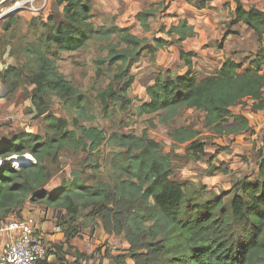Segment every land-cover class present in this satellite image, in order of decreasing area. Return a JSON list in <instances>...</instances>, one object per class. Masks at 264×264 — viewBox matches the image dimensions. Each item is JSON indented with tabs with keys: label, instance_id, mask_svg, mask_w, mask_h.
Here are the masks:
<instances>
[{
	"label": "trees",
	"instance_id": "16d2710c",
	"mask_svg": "<svg viewBox=\"0 0 264 264\" xmlns=\"http://www.w3.org/2000/svg\"><path fill=\"white\" fill-rule=\"evenodd\" d=\"M92 1L53 0L46 20L33 16L28 22L35 39L21 49L25 62L16 59L15 66L0 70L6 96L24 83L31 87L26 97L46 124L42 136L21 131L0 143V160L29 154L35 161L19 169L0 165V226L9 217L22 219L26 204L42 203L55 211L66 246L87 224L92 223L93 231L99 222L106 235L123 237L134 264H264V148L257 154L255 174L237 180L230 193L203 199L172 179L174 159H203L204 144L198 131L179 127L169 132L175 144H186L181 157L164 152L145 131L139 136L113 133L107 137L101 128L81 124L89 120L85 99L58 74L56 61L62 53L99 43L102 55L94 61L95 70L98 75L112 72V78L96 98L100 111L109 115L115 107L123 112L131 106L129 91L135 79L130 68L143 52L154 54L168 44L157 38L153 46L147 45L130 28H95ZM208 1H198L197 7L205 8ZM164 2L155 8H166ZM234 4L225 38L237 34L233 27L243 26L251 33L254 50L242 56L228 55L217 72L201 78L192 68L194 53L180 51L185 71L157 74L145 88V100L135 107L137 116H155L167 124L180 112L194 110L203 114L204 127L212 133L239 134L248 122L240 115L231 116L232 108L248 102L251 111L264 110V9H246L238 0ZM154 11L143 10L135 16L144 31H149ZM13 18L6 19L0 54L11 42ZM159 32L174 42L194 35L186 20L169 30L161 27ZM55 100L75 116L56 118L49 111ZM230 117L233 126L225 130ZM104 148L109 151L108 182L100 179L101 164L94 161ZM64 152L84 157L70 169L68 179L47 192L45 187L57 172L53 168ZM214 160L215 155L209 159L210 174L219 171ZM55 250V264H68V251L63 246ZM75 257L86 256L76 253Z\"/></svg>",
	"mask_w": 264,
	"mask_h": 264
},
{
	"label": "rangeland",
	"instance_id": "374dc122",
	"mask_svg": "<svg viewBox=\"0 0 264 264\" xmlns=\"http://www.w3.org/2000/svg\"><path fill=\"white\" fill-rule=\"evenodd\" d=\"M52 1L53 0L50 1L47 12L38 18L43 21L46 20L52 10ZM114 1L115 0L92 1L93 24L95 28H110L113 26L120 28V24L125 23L114 15L118 11L113 8V5H115ZM167 1L169 0H166V2ZM166 2H164V5ZM244 2L250 3L249 6H254L261 10L264 9V0H246ZM158 3H151L146 8V10H155L154 16L148 21L149 31H144L135 18L132 22L129 21V25L127 26V28H130L131 33L139 38L146 39L148 41L147 45L150 46H153V39L161 38L163 35L159 32V29L160 26H163L164 19L162 17L164 16H162V14L165 12L162 11L165 8H155ZM189 4H195V2L191 1ZM13 16V26L11 28L12 39L8 48L5 47L3 53L0 54V58L5 51H9V55L15 60L18 59L21 62H25L26 58L22 54L21 49L24 48L27 43L34 41L35 37L28 26L29 17H27L25 13H18ZM227 22H225V24H227ZM232 30L233 32H237V34H233V38L230 37L231 40L229 41L228 50H232V52L230 53L229 51L225 57L230 54L236 56V54L239 53H241L240 56H242L248 54L249 51L254 50L249 30L245 29L243 26L233 27ZM211 41L212 40L208 39L206 42L207 45L204 47H211ZM241 47L243 48L238 50V48ZM214 48L218 49L217 46H214ZM162 52L164 53V51ZM157 53L158 50L154 54L147 53L145 50L140 60L130 68V73L135 79L134 84L129 91V97L132 99V104L123 112H119L118 108L115 107L113 111L108 113L109 115H105L100 111L96 98L98 93L102 91L112 78V72H105L104 75H98L95 70L94 61L102 55L98 42H90L85 49L77 52L62 53L60 59L56 61V65L58 74L68 79L75 86L77 91L84 96L85 108L88 112L89 120H82L81 124L101 128L107 137L113 133L139 136L145 131L150 139H153L162 146L164 152L171 151L181 157L185 154L184 147L186 144H175L169 139L168 134L175 128H192L199 132L198 138L204 144V157L197 162L185 160L183 158H181V160L174 159L172 179L176 182L186 184L187 188L194 192L195 197L197 198L205 199L209 196L230 193L232 191V186L237 180L243 176L255 174L257 154L259 150L264 148V141L260 149L257 150L254 146L246 145V143H249L250 141L249 138H251L252 135L251 130L247 134H214L204 127L203 114L194 110L180 112L174 120L167 124L160 123L155 116H137L135 107L139 105L140 101L145 100V88L154 81L157 74H164L166 70H169L174 75L185 71L183 63L179 60V56L177 60L174 56L177 54L168 52L167 58L164 60V63L167 64V66H165V64L159 63L164 54L159 52L161 57L159 58V61H157ZM197 54L198 53L194 52L195 57ZM200 56H198V58ZM237 59L241 58L239 57ZM192 63L193 71L198 78L214 72L212 68L213 65L211 67L208 63H204L203 61L199 62V59H192ZM30 88L31 87L28 84L24 83L17 92L10 96H6L7 91L5 88L1 90L0 102H3L1 104L4 106H0V143L10 140L12 136L19 134L21 131L29 132L38 136H42L45 133L46 124L43 117L37 115V112L33 109L29 99L26 97ZM49 111L56 118L70 120L75 116L73 112L66 110L56 100L50 106ZM251 113L252 111L248 106V102H244L231 109V116L240 115L245 119L252 116ZM228 122L230 124L223 127L225 130L233 126L231 124L233 122L231 117L228 119ZM108 152V149L104 148L102 149L101 157L94 158V161L101 164L100 179L107 182L110 181L111 177V172L108 168ZM214 155L215 160L213 166L218 168L219 171L210 174L209 159ZM83 157V155L76 156L70 152H64L59 158L58 164L53 168L57 169V172L45 187V191H51L58 187L62 180L68 179L70 169L78 166L79 160ZM231 195L232 194L226 197L225 201L228 200L229 197L231 198ZM33 206L39 208L40 212L44 210L47 211V214H51V221H56V218H54V215L56 217V213L52 208H46L42 203H29V207L33 208ZM9 219L14 220L16 218L10 217ZM7 221L9 220L7 219ZM91 225L92 223L87 224L85 229L80 231V234L88 233V235L91 236L95 230L90 231ZM96 226L99 227L100 223L98 222ZM115 237L119 240V244L125 243L122 236ZM72 257L75 256L72 254ZM86 257L82 259L88 260L90 264H95L94 257ZM75 258L80 259L77 257Z\"/></svg>",
	"mask_w": 264,
	"mask_h": 264
},
{
	"label": "crops",
	"instance_id": "0c3cea01",
	"mask_svg": "<svg viewBox=\"0 0 264 264\" xmlns=\"http://www.w3.org/2000/svg\"><path fill=\"white\" fill-rule=\"evenodd\" d=\"M50 1L51 0H49V5ZM160 1L161 0H115L114 3L116 6L113 5V8L118 11L114 15H116V18L126 23L120 24V28H127L129 25L128 22H132L138 13L146 10L151 3L154 4ZM198 1L200 0H194L193 2H195V4H189L188 0H173L165 3L166 10L163 9L162 11L165 13H159L164 16L162 17L164 19L162 27L169 30L171 27H176L180 20H186L188 26L192 27L194 35L182 42H174V39L162 33L161 39L168 44L165 45L163 49L158 50L157 61H159L161 57L159 52L163 53L162 51H164V55L162 54L163 56L159 62L160 64H165V66H167L164 60L167 58L168 52L177 54L174 55L176 60L180 51L196 52L198 54L196 57L194 56L195 58L193 57V59H199V62L203 61L204 63H208L211 67L213 65L212 68L214 72H217L222 64L223 58H225L229 51L230 53L232 52V50H228V45L233 37L224 39V35L226 29L225 22L229 21L230 13L235 5L234 0H209L206 7L201 9L197 7ZM238 1L246 9L251 7L249 6L250 3L244 2L246 0ZM24 13L29 17L28 20L33 17L25 11L20 12V14ZM4 20L0 22L1 35L6 23V20L5 22ZM208 39L212 40V46L205 48L204 46L207 45L206 42ZM214 46H217L218 49H215ZM6 48H8V46ZM242 48L243 47L238 48V50ZM198 56L200 57L198 58ZM15 62L16 60L9 55V51H5L0 58V70L6 69L8 66H15ZM3 88L4 87L0 83V93ZM1 103L3 102H0V106L2 105ZM251 114L252 116L246 118L248 126L245 130L246 132L244 131L242 134H247L251 130L253 136L251 135V138H249L250 141L246 143V145L254 146V148L259 150L264 141V110L257 112L252 111ZM46 212L45 210L40 212L39 208H35V206L32 208L29 207V204H26L22 214V219L30 221L37 234L41 235L45 240L48 249L45 264L56 263L55 246H63V251H68V255L66 256V261L68 263L76 259L72 257V254L75 256L76 253H79L83 256L94 257L95 264H134L132 259L128 257V245L126 243L119 244V240L114 235H106L101 225L95 228L91 236H89L88 233H84L71 239L67 242V247L66 239L60 228L57 227L56 221H51V214H47ZM9 218L8 220H10ZM54 218H56L55 215ZM2 237L3 236L0 237V241Z\"/></svg>",
	"mask_w": 264,
	"mask_h": 264
},
{
	"label": "built area",
	"instance_id": "2783aa9c",
	"mask_svg": "<svg viewBox=\"0 0 264 264\" xmlns=\"http://www.w3.org/2000/svg\"><path fill=\"white\" fill-rule=\"evenodd\" d=\"M49 0H0V22L20 12L38 17L48 10ZM28 166L35 164L30 155ZM8 159V158H7ZM7 164V163H5ZM15 169V166L11 165ZM0 264H45L48 253L44 238L32 223L24 219L5 221L0 226ZM68 264H90L86 259H74Z\"/></svg>",
	"mask_w": 264,
	"mask_h": 264
},
{
	"label": "bare ground",
	"instance_id": "6f19581e",
	"mask_svg": "<svg viewBox=\"0 0 264 264\" xmlns=\"http://www.w3.org/2000/svg\"><path fill=\"white\" fill-rule=\"evenodd\" d=\"M4 163H7L9 165H13L16 168H21V167H27L28 166L29 159L26 156H22V157H20V156H12V157H10L8 159L0 160V165H3ZM229 199H230V197H229Z\"/></svg>",
	"mask_w": 264,
	"mask_h": 264
},
{
	"label": "clouds",
	"instance_id": "9594fccd",
	"mask_svg": "<svg viewBox=\"0 0 264 264\" xmlns=\"http://www.w3.org/2000/svg\"><path fill=\"white\" fill-rule=\"evenodd\" d=\"M12 157V156H11ZM15 169V168H14Z\"/></svg>",
	"mask_w": 264,
	"mask_h": 264
}]
</instances>
